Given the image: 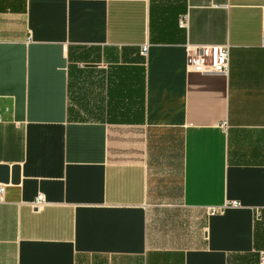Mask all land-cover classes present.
Listing matches in <instances>:
<instances>
[{"label":"crops","instance_id":"obj_1","mask_svg":"<svg viewBox=\"0 0 264 264\" xmlns=\"http://www.w3.org/2000/svg\"><path fill=\"white\" fill-rule=\"evenodd\" d=\"M263 34L264 0H0V264H260Z\"/></svg>","mask_w":264,"mask_h":264},{"label":"built area","instance_id":"obj_2","mask_svg":"<svg viewBox=\"0 0 264 264\" xmlns=\"http://www.w3.org/2000/svg\"><path fill=\"white\" fill-rule=\"evenodd\" d=\"M178 25L181 28L188 26V16L183 14L178 18ZM262 46L264 47V34L262 36ZM147 45L141 46L140 53L146 54ZM186 66L190 70H196L203 74H227L229 69V48L227 45L210 44V45H188L186 55ZM1 120V116H0ZM4 183H0V203L4 202L5 196ZM45 199L42 194H38L35 200L32 202V206L35 209H40L44 206ZM240 204L236 200L230 201L226 206L238 207ZM223 207V208H224ZM222 208V209H223ZM221 208L209 207L210 213L219 212ZM259 214V211H257ZM260 264L264 263V250L260 251L259 254Z\"/></svg>","mask_w":264,"mask_h":264},{"label":"water","instance_id":"obj_3","mask_svg":"<svg viewBox=\"0 0 264 264\" xmlns=\"http://www.w3.org/2000/svg\"><path fill=\"white\" fill-rule=\"evenodd\" d=\"M8 167L5 165H0V182L2 183H8ZM11 182H14V179L12 178Z\"/></svg>","mask_w":264,"mask_h":264}]
</instances>
